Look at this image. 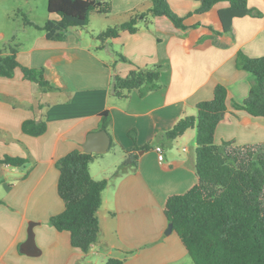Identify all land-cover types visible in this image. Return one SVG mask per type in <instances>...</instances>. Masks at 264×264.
<instances>
[{"label": "crops", "instance_id": "obj_1", "mask_svg": "<svg viewBox=\"0 0 264 264\" xmlns=\"http://www.w3.org/2000/svg\"><path fill=\"white\" fill-rule=\"evenodd\" d=\"M167 1L188 27L184 35L156 29L146 16L135 33L122 31L101 44L98 33L126 20L132 11H147L149 1L110 0V14H91L87 28L68 27L58 41L47 39L38 27L47 19H58L57 15L38 14L37 6H31L34 0L0 2V18L11 13L7 16L18 20L24 13L33 23L1 28L0 51L15 45L20 65L42 68L54 87L42 92L19 67L12 77H0V157L27 159L22 166L0 164V264H104L110 257L121 259V264H192L178 235L167 230L163 207L168 196L196 183L195 129L171 141L165 133L180 118L195 115L196 103L211 99L220 83L227 90L226 111L216 126L214 142H264V118L231 105L247 96L252 81L247 71L236 68L237 52L264 55V0H247L261 16L234 18L228 33L222 32L218 18L227 1L203 12L198 11L197 0ZM156 64L161 66L157 90L144 97L136 91L126 97L111 93L114 75L124 77L137 66ZM104 110L111 117L109 148L116 151L99 154L89 164L91 177L107 179V185L97 211V240L83 253L71 246L67 231L48 224L49 217L64 208L57 193L55 163L73 149L82 150L87 134L100 130ZM28 119L44 121L45 131L37 136L24 133L21 124ZM146 143L150 147L138 150L135 170L114 176L124 149ZM157 146L163 149L162 161L157 159ZM29 222L35 223L34 255L21 248Z\"/></svg>", "mask_w": 264, "mask_h": 264}, {"label": "trees", "instance_id": "obj_2", "mask_svg": "<svg viewBox=\"0 0 264 264\" xmlns=\"http://www.w3.org/2000/svg\"><path fill=\"white\" fill-rule=\"evenodd\" d=\"M147 11H132L121 23L107 26L96 35L97 39L117 37L120 32L135 33L139 22L150 16L154 28L184 35L188 27L170 8L167 0H148ZM199 12L207 11L220 1L228 6L218 11L222 32L232 30L236 17L261 16V11L250 7L247 0H197ZM48 13L58 19H47L39 29L49 40H62L68 27H85L91 14L111 13L110 0H46ZM24 25L33 23L21 13ZM17 47L8 45L0 51V77H12L19 67L23 77L38 85L42 92L52 90L42 68L21 66L16 58ZM120 59L126 61L122 55ZM235 66L247 71L252 78L247 96L241 102H232V108L243 110L253 117L264 118V55L249 57L238 51ZM160 65L137 66L124 76L114 75L110 82L111 93L126 97L136 91L140 97L161 87ZM226 88L218 83L211 99L196 103V114L180 118L165 133L174 140L187 129H195L196 183L183 193L166 198L163 213L182 242L192 264H264V142L234 145L231 141L214 142L215 129L226 111ZM111 117L107 110L100 113V129L108 130ZM44 121L24 120L21 130L32 136L42 134ZM135 141L133 132H128ZM149 143L134 144L124 149L125 157L113 172L114 176L135 170L138 150L148 149ZM97 153L73 149L56 161L59 171L57 193L64 204L63 210L48 219L58 231H67L70 244L88 253L99 233L97 211L102 203V191L107 179L94 180L89 164ZM27 159L0 157V164L22 166ZM114 257L104 264H121Z\"/></svg>", "mask_w": 264, "mask_h": 264}, {"label": "water", "instance_id": "obj_3", "mask_svg": "<svg viewBox=\"0 0 264 264\" xmlns=\"http://www.w3.org/2000/svg\"><path fill=\"white\" fill-rule=\"evenodd\" d=\"M110 142V136L106 130L100 129L98 131H92L87 134L86 139L82 144V151L85 153L102 154L107 152L110 146ZM34 225V222H29L27 229V238L21 245L22 251L28 255L36 254L33 233ZM167 230H171L170 224H168Z\"/></svg>", "mask_w": 264, "mask_h": 264}, {"label": "rangeland", "instance_id": "obj_4", "mask_svg": "<svg viewBox=\"0 0 264 264\" xmlns=\"http://www.w3.org/2000/svg\"><path fill=\"white\" fill-rule=\"evenodd\" d=\"M16 1L17 3H22L23 0H14ZM2 4H5V5H9V4H12V0H1L0 1ZM33 5H36L37 6V9L36 12L38 14H40V11L43 12V13H47V8H46V0H34V2H32L31 6ZM16 6V5H15ZM8 14H11V13H7V14H2V18H0V29L3 28V29H9L11 25H14V27H16L17 25L19 27H21V24L23 23L22 21V17H21V14H20V17H18V20L14 19L12 20L9 16H7ZM13 16V15H12ZM40 18V17H39ZM40 20V19H39ZM22 21V22H21ZM98 21V20H97ZM14 22V24H13ZM97 23H101L102 25V22H97ZM115 25V23H112ZM117 25V24H116ZM113 26V25H111ZM88 26H86L87 28ZM84 28V27H83ZM85 28V29H86ZM85 31V30H83ZM85 33V32H84ZM94 41H97V40H94ZM99 44H101L102 42L100 40L97 41ZM113 151H116V149H114V146H111V148H109L107 150L106 153H108V155H112Z\"/></svg>", "mask_w": 264, "mask_h": 264}, {"label": "built area", "instance_id": "obj_5", "mask_svg": "<svg viewBox=\"0 0 264 264\" xmlns=\"http://www.w3.org/2000/svg\"><path fill=\"white\" fill-rule=\"evenodd\" d=\"M155 151H156V154H157V159L159 161H162L163 160V149H162V147L161 146H157L155 148Z\"/></svg>", "mask_w": 264, "mask_h": 264}]
</instances>
